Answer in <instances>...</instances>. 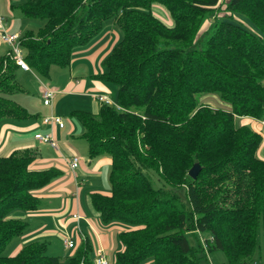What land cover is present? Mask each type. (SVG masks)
Here are the masks:
<instances>
[{"label":"trees","instance_id":"trees-1","mask_svg":"<svg viewBox=\"0 0 264 264\" xmlns=\"http://www.w3.org/2000/svg\"><path fill=\"white\" fill-rule=\"evenodd\" d=\"M164 6L166 26L151 12ZM24 0L25 18L42 20L19 36L24 61L43 77L68 66L75 50L112 21L120 40L95 78L113 87V102L96 114L71 110L83 127L88 157L110 159V194H90L104 225L126 224L114 264H202L205 251H221L225 264H250L262 245L264 161L255 156L261 137L237 118L264 120V0ZM211 19V20H210ZM210 20V21H209ZM204 22L208 25L202 30ZM18 67L0 56V122L27 115L11 96ZM217 94L228 109L198 104ZM36 152L0 156V264H62L44 242L14 256L5 246L28 227L21 215L39 209L35 191L61 172L30 170ZM197 163L194 179L187 172ZM155 182L159 185L155 187ZM200 234L210 236L203 241ZM88 241L66 264H94Z\"/></svg>","mask_w":264,"mask_h":264},{"label":"crops","instance_id":"crops-1","mask_svg":"<svg viewBox=\"0 0 264 264\" xmlns=\"http://www.w3.org/2000/svg\"><path fill=\"white\" fill-rule=\"evenodd\" d=\"M14 9L17 10L16 7L12 5L11 0H0V16H2L3 18L0 23V31L1 29H4L10 34H17L20 36L25 31H29L31 29H25V27L28 26H25L20 19L15 18ZM103 28L104 25L102 29ZM112 32L113 33L111 34H103L100 38H98V35V39L96 40L94 38L95 40L93 43L89 42L86 46L75 50L72 54L71 61L68 64V77H65L62 82H56L53 75L51 76V80L53 83L52 85L46 82H42L41 80L39 82L36 81L38 85H36L33 91L39 99L41 97V90L45 86H48L50 89L55 90L58 93L51 107H46L41 104L46 113L41 114L40 112H38L37 108L33 107V101L31 100L26 101L21 99V103L15 101L13 99V95L19 92H21V94H24V89L17 84L19 90L11 96V100H13L18 106L22 107L27 116L22 119H4L0 122V153L3 151V156H6V154L8 155L13 151L30 149L34 150L37 153L36 158L33 160V163L36 162V170H43L48 168L59 170L58 168L52 166V162L56 163L57 161H59L58 159L52 160V158L41 156V154L38 153L39 147L47 145L40 143L38 140H35L33 136L38 133L50 134L57 142V140L61 136H64L63 131L65 129V125L63 126V128H58L52 125H43L41 123V119L43 117H47V115L49 116L50 114H55V111L59 108H67L69 109V111H71L83 110V108L81 109L79 107H84L87 109L86 111L96 114L101 104L95 100V95H105L113 99V92L110 87H108L106 83L95 78V75L102 73L101 61L109 54L112 47L117 43L114 42L119 40L116 32L114 30H112ZM113 43L114 45L112 46ZM5 53H7V47L0 41V56L4 55ZM17 71L19 73L18 75L15 74V78H17L18 76L20 80L24 78L26 81H30L32 79L28 75H31V77L35 79L34 74L30 73V71L34 72L33 70L23 71L18 68L16 72ZM87 105L89 108H87ZM238 120L241 124H245L247 121H250L249 118H239ZM253 121L255 123L257 122L256 120ZM72 130L73 127H70L67 133L71 134ZM53 150L59 151L58 146ZM68 158L69 157H63V161L67 165V167H69L67 162ZM88 164L89 166L80 164V170L78 173L85 175L91 174L93 179L90 187H93V184H95V182L97 181L100 172V166L102 164H108L110 167V159L106 156L104 158L96 159L94 162L90 160ZM59 171L61 172V170ZM71 172L73 177L72 175H67V178H63L64 176H61V172V177L54 180L42 191L38 190V193L37 191L35 192L36 197L40 200L39 209L32 213L21 215V217H24L27 220L28 225H30V223L34 221L38 226L34 227L31 233H28L24 236H26L27 238L32 237L30 238L34 240L32 242H41V239H43L45 235H49L50 232L53 231L52 229H50L51 222L53 224L59 222L58 224H61L65 231H70V239L74 243L73 249H76L77 246L81 244V238L84 235V237H86V240L91 244V249L94 251L96 248H102L100 243L104 242L105 236L96 234L94 219L92 217L87 218L84 215L79 202L82 187L80 182L78 181V175H76L73 171ZM86 172L88 174H86ZM72 186L75 187V190H77L75 202H69V200H66L64 202V205L61 206L60 209L52 205V201L59 196L57 194L58 192H70ZM46 189L48 190L47 193H45ZM92 193L109 195L110 190L108 192L90 190V192L87 193L89 202L90 194ZM44 200L46 201L47 205L42 207L41 202ZM72 214L79 215V219L77 221L73 220L71 218ZM94 243H96L97 246H95Z\"/></svg>","mask_w":264,"mask_h":264},{"label":"rangeland","instance_id":"rangeland-1","mask_svg":"<svg viewBox=\"0 0 264 264\" xmlns=\"http://www.w3.org/2000/svg\"><path fill=\"white\" fill-rule=\"evenodd\" d=\"M11 1H12V5L16 6V5L20 4L21 2H23L24 0H11ZM228 1L229 0H220V4H219L220 10H218L217 16L222 15V13H223L222 10L224 9V6ZM151 12L166 26H169V27L173 26V20L163 5H161L159 3H153L151 5ZM14 14H15L16 19H20L25 26H28V27H25V29H31V30L36 31L40 27L43 26L42 20L25 18L20 14L18 9L14 11ZM103 25H104V28L100 31L98 38H100L103 34H106V33L111 34V33H113L112 30H114L116 32V34L118 35V39L120 40L121 34H120L119 30L117 29V27L113 24L112 21L109 20V21L105 22ZM207 25H208V23L204 22V24L202 26V30ZM98 38L96 37L95 39L97 40ZM95 39H93L91 42L93 43ZM119 40L115 41L114 43L118 42ZM114 43L112 44V46L114 45ZM68 70H69V66H64V67L52 66L48 71L47 77H43L36 72L30 71V73L34 74L35 79H36L35 80L31 77V75H28L32 79L30 81H26L24 78L20 80V78L17 76V78H15L16 83L21 88L24 89V94H21V92H19V93L13 95L14 96L13 99L15 101H17L18 103L22 102L21 99L26 100V101L31 100V101H33L32 102L33 107L37 108L38 112H40L41 114L46 113L45 109L41 105L42 104L41 103V97L39 99L38 96L34 93L33 89L36 87V85H38L37 82H39L40 80L42 82H46V83H49L52 85L53 84L52 80H51L52 75H53L56 82H59V83L62 82L63 79H65V77H68ZM101 70L103 71V68H101ZM18 73L19 72L17 71L15 74L18 75ZM29 84H31V85H29ZM107 85H108V87H110V89L113 92V87L110 84H107ZM111 100H112V98H111ZM197 102H198V104H200V103L201 104H204V103L208 104L209 106H211L213 108H217V109H228V104L226 102H224L223 100H221L217 94H200L197 97ZM79 108H81V109L83 108V110H87L84 107H79ZM87 108H89L88 105H87ZM117 110H119V109H117ZM70 112L71 111H69V109H67V108H59L55 111V114H57L58 116H60L62 118V121L65 125V129L63 131L64 136H61L57 140V144H58L57 146H58L59 151H55V150L44 145V146L39 147L38 153H40L41 156H45L47 158H52V160L58 159L59 161H57L56 163L52 162V166L61 170V172H62L61 176H64L63 178H67V175L68 176L72 175L71 170L64 163L63 157L76 156L80 159V163H79L78 168L75 171H73V172H75L76 175H78V181L80 182L81 187H82L81 194L79 197V202H80L81 208L84 212V215L87 218L92 217L94 219V224H95L94 226H95L96 234L101 235V236H105L104 242L100 243V245L102 246L103 249L102 248H96L94 251L92 250L91 257L93 258V263H94L95 254H96L97 250H101L105 255L107 263L108 264H114V254L117 251L122 250V248H123L121 242L118 239V234L121 231L131 229V227H129L126 224L119 223V222H112V223L107 224V225L102 224L98 218V214H96L94 212V210L92 209V207L90 206L89 197L87 196L88 195L87 193H89L90 190H99L102 192L103 191L108 192L110 190V183H109V179H108L110 167L108 164H102L100 166V168H99L100 172H99L97 181L95 182V184H93V187H90V185L92 184V179H93L91 174H88L87 172H86V174H88V175L78 173L80 170V164L89 166L88 162L90 160H92V162H94L96 159L104 158L106 156L101 155V156H97V157H94L91 159L88 157L87 143L84 140V138H82L83 127L75 117L69 115ZM238 119L239 118H237L235 120L236 126H248L253 131H255L256 133H258L260 135L261 141H260V144H259L257 150L255 151V156L264 161V120L262 119L261 121H257L256 122L257 124H256L253 121L254 119H250V121H247L245 124H241ZM259 124H260V126H259ZM70 127H73V130H72L71 134H68L67 131L70 129ZM23 150H25V149L17 150L14 152L20 153ZM2 152L0 153V156H3ZM34 156L36 158L37 153H35ZM35 167H36V162L33 163V161H32L29 164V169L35 171L36 170ZM61 176H57L56 178L51 180V182L49 184H51L54 180H56L57 178H59ZM72 177H73V175H72ZM158 185H159V183L155 182L154 186L157 187ZM45 188H46V186L42 189H39V190L42 191ZM69 189H70V187H69ZM45 191L44 192L47 193L48 190L46 189ZM35 192H34V194H35ZM37 193H38V190H37ZM57 194L59 196L56 197L52 201V205H54L60 209L61 206L64 205V202L66 200H69V202H71V201L75 202L76 201L77 190H75V187L72 186L70 192H60V193L58 192ZM46 205H47V203L45 200L41 202L42 207L46 206ZM30 213H32V212H30ZM72 215H71V218H72ZM73 220H75V219H73ZM75 221H77V220H75ZM58 223L53 224L51 222V228L50 229H52L53 231H51L49 235H45V237L43 239H41L42 240L41 242H45L46 249H47L46 252L48 255L58 256L61 259L62 264H66L65 263L66 258L72 256L77 248L73 249L74 248L73 247V248L69 249V248L64 247L63 240L65 238L70 239V235H69L70 231L69 232L65 231L63 226L61 224H58ZM37 226L38 225L36 224V222H34V221L31 222L30 225H28L26 231L23 232L22 236L20 235L19 237L13 238L5 246V248L3 250V255L4 256H14L23 246L34 241L33 239H30L32 237L27 238L24 235L31 233V231L34 229V227H37ZM35 230H36V228H35ZM206 237H207V239L208 238L210 239V236H208V235L206 236L205 234H200L199 240L204 242V239H206ZM81 239H82L81 242L87 241L86 237H84V235L82 236ZM94 245L97 246L96 243H94ZM90 246H91V244H90ZM205 257H206L205 259H202V264H225L226 263V256L221 251H212L209 253L207 251H205ZM140 264H152V260L150 258H147L143 262H141ZM250 264H264V259L262 257V245L261 244L255 250L254 255H253V261Z\"/></svg>","mask_w":264,"mask_h":264},{"label":"built area","instance_id":"built-area-1","mask_svg":"<svg viewBox=\"0 0 264 264\" xmlns=\"http://www.w3.org/2000/svg\"><path fill=\"white\" fill-rule=\"evenodd\" d=\"M2 16H0V23L2 21ZM0 41L7 47V54L12 59L14 64L23 71H30L29 67L27 66L26 62L24 61V55L19 45V36L17 34H10L6 30L1 29L0 31ZM57 91L50 89L48 86H45L41 90V101L42 105L46 107H51L55 98L57 97ZM95 100L103 105L112 106L116 109H121L117 106L111 98L105 95H95ZM41 123L43 125H52L58 128H63L64 123L62 118L55 114H50L47 117H43L41 119ZM35 140H38L42 144H46L47 146L56 149L57 142L50 134H35ZM68 166L71 171H74L80 162V159L76 156H71L67 159ZM72 218L75 220L79 219V215L73 214ZM63 245L65 248H73L74 243L71 239L65 238L63 240ZM94 264H108L105 258L104 253L101 250H97L95 254Z\"/></svg>","mask_w":264,"mask_h":264},{"label":"water","instance_id":"water-1","mask_svg":"<svg viewBox=\"0 0 264 264\" xmlns=\"http://www.w3.org/2000/svg\"><path fill=\"white\" fill-rule=\"evenodd\" d=\"M200 167L197 163L193 164L192 167L188 170L187 174L191 179H194L198 174Z\"/></svg>","mask_w":264,"mask_h":264}]
</instances>
